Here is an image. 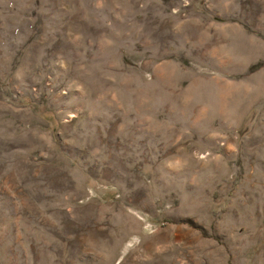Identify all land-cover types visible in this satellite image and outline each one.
<instances>
[{
	"label": "rangeland",
	"instance_id": "rangeland-1",
	"mask_svg": "<svg viewBox=\"0 0 264 264\" xmlns=\"http://www.w3.org/2000/svg\"><path fill=\"white\" fill-rule=\"evenodd\" d=\"M0 264H264V0H0Z\"/></svg>",
	"mask_w": 264,
	"mask_h": 264
}]
</instances>
